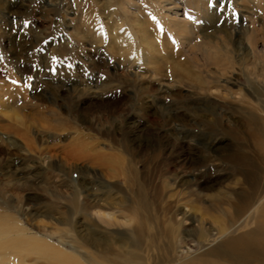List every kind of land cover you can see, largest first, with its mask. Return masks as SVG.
Segmentation results:
<instances>
[{
	"label": "rangeland",
	"instance_id": "rangeland-1",
	"mask_svg": "<svg viewBox=\"0 0 264 264\" xmlns=\"http://www.w3.org/2000/svg\"><path fill=\"white\" fill-rule=\"evenodd\" d=\"M103 1L0 0V102L6 104L5 114L14 109L19 117L12 123L0 116V204L18 211L35 232L54 238L71 232L81 240L95 229L90 226L96 220L90 211L98 194L114 206L119 220L130 216L126 210L130 196L123 179L87 161L80 153L88 147L83 142L112 154L107 138L111 134L120 139L119 130L131 132V140L143 142L146 130L158 131L169 142L190 147L183 149L186 160L206 155L213 160L209 165L215 173L206 181L220 180L221 184L211 185L212 190L201 196L229 195L239 191L234 182L242 183L244 177L225 171L220 163L236 151L249 158L259 141L250 143L249 109L253 108L264 127V0H195L202 14L212 15L199 24L189 21L192 6L179 10L183 17L171 19L175 18L174 4L194 0H115L117 5L109 8L112 21L118 23L121 17L134 24L135 32L122 31L144 40L140 49L147 53L137 62L141 68L130 67L129 49L109 47L102 25L107 22ZM164 5L165 10L161 9ZM166 16L169 28L150 36L154 34L151 26ZM184 24L189 26L188 33L182 29ZM138 38L131 42L139 44ZM194 44L215 52L225 74L214 72L216 65L193 58ZM152 50H159L160 56L152 57ZM99 57L103 62L98 67ZM146 57L158 58L157 63ZM90 122L95 128H90ZM208 126L213 129L208 131ZM261 132H256L260 138ZM176 150L169 148L162 157L160 184L168 189L143 213L149 227L169 219L176 210L188 212L191 206L206 208L213 215L218 210L204 196L197 202L190 196L191 187L183 181L192 172L179 168L184 155ZM126 157L129 167H135L138 184L146 188L151 159ZM168 206L171 212H162ZM120 230L113 229L116 234ZM182 250L175 253L177 259L186 256ZM192 250L200 251V247L194 244ZM158 253H146L145 262L162 264L165 256Z\"/></svg>",
	"mask_w": 264,
	"mask_h": 264
},
{
	"label": "bare ground",
	"instance_id": "bare-ground-1",
	"mask_svg": "<svg viewBox=\"0 0 264 264\" xmlns=\"http://www.w3.org/2000/svg\"><path fill=\"white\" fill-rule=\"evenodd\" d=\"M103 2L99 3L103 10L107 11L105 17L107 22L102 25L107 29L109 47L120 46L122 51L129 49L128 52H132L133 55L131 57L133 58L131 59L132 62L129 64L130 67L141 68L142 65L140 67L137 62L140 64L139 57L142 53H147V51L144 50L143 52L140 49L144 40L139 39L138 35L132 36L130 33L127 35L122 31L123 28H126L128 32H135L134 24L125 23L121 17L118 18V23L112 21L113 13L109 11V8L117 5L115 0H104ZM196 2L195 0L193 2L182 1L181 4H174L175 18L171 19L178 20L179 16L183 17L182 14H179V10H185L191 6L189 21L192 20L193 24H199L200 20L209 19V15L212 16L211 13L209 15L207 13L202 14L200 7L195 5ZM166 6H162L161 9L165 10ZM165 19H169V17H164L155 27L151 26L154 34L150 33V36L155 34L159 36L162 28H169V22ZM182 29L188 33L189 26L184 24ZM180 34L178 33V36ZM165 36L170 37L171 35L166 34ZM101 37L99 34V44L102 42ZM136 38L142 42L138 44L134 41L132 43L131 40ZM157 47L162 49L163 46L157 45ZM192 49L196 52H194L193 58L199 57L198 59L204 63L216 65L214 72L219 73V75L225 74L226 68L220 63L216 53L210 51V48L202 49L200 45L194 44ZM158 53L159 50H152L151 56L157 55L159 57ZM146 59L147 61L151 60L150 57H146ZM155 59L157 63L158 58H153L151 61H155ZM102 62L99 57L96 65L99 67ZM94 70L96 71L95 68ZM159 71V66L158 68L154 67L155 74ZM263 76L264 74H261V77ZM4 105L6 104L1 101L0 116L9 119L12 123L18 122L19 117L16 111L12 109L11 113L5 114ZM90 105L93 108L96 106L91 103ZM248 111L250 115L246 123L252 137L250 143L255 144L256 138L259 141L255 145V152L252 151V158H250L251 156L248 158V154L246 155L244 152L236 151L223 158L220 163V166L224 167L225 171L231 172L232 175H242L244 181L242 180V183L241 181L234 182V186L238 187L239 191L229 195L220 192L214 196L202 194L212 202L216 210L218 209L215 215L211 214L208 209L202 210L197 206L190 205L188 212L182 213H178V210L171 212L172 207L169 208L168 206L163 208L162 212H171L170 218L165 217L167 220L161 218L163 221H160L156 227L151 225L152 228L149 227V221L142 219L143 213H148L151 203L160 200L163 191L168 189L167 185L160 184L163 174L161 161L167 149H178L180 152L176 150V153L180 156L184 155L183 161L178 163L179 168L183 171L188 169L192 172V174L189 172L191 178L186 179L183 183L190 185V196L194 197L193 200L196 202L202 197L200 194L203 191L210 192L212 190L211 185L221 184L220 180L209 179L206 181V178H210L215 173L210 167L213 160L209 155L200 156L199 159L191 158L190 160L187 158L188 160H186L187 151L185 150H188L189 146L169 142L167 137L161 136L158 131L152 129L146 130L144 143L131 140L129 138L131 132L123 133L122 130H119L121 132L120 139H117L114 134L110 135L106 132L108 136L110 135L107 137L109 138L108 144H110L108 148L112 150V154L111 151H107L109 153L99 151L97 146L98 150H95L93 145L83 141H80V143L83 142L82 146L87 145L88 147L80 149V153L84 154L87 161H94L95 164L98 163L105 167L109 173L116 174L123 179L124 187L130 196L131 203L129 202L130 206L126 207V210L129 212L131 220L129 221L128 217V221L119 220L114 206L108 203V199L104 198L105 196L101 197L98 194L93 199L94 204L90 211L96 219L91 222L90 226L95 229H90V232L81 240L77 239L74 234H70L71 232L63 233L60 231L58 237L54 238L52 234L35 232L28 226V223L26 224L21 219L18 211L8 209L6 204H0V264H149L145 262L144 255L153 250H157L165 256L164 259L161 258L162 264H264V177H262L264 174V127H261L260 119L255 116L253 108ZM94 120L100 122L101 119L94 118ZM94 125L93 122H90L91 129L95 128ZM207 129L211 131L213 126H208ZM257 131L259 134L262 131L261 138L258 137L259 134L256 135ZM116 146L121 149H117ZM172 152L170 154H174ZM124 155L130 157L132 161L134 158L151 159L152 168L149 177L145 180L146 188L138 184L135 167H129L128 159H125ZM254 161H257L255 163L258 164H255ZM246 184L247 186L243 187ZM171 196L170 194L169 198ZM187 202L192 204L190 200ZM101 228L105 231H102ZM113 229L122 230L116 234ZM107 231L109 237L105 233ZM161 236H164L166 240ZM104 237H107L108 240ZM194 244L200 247V251L192 250ZM179 248L184 249L181 254L186 255L182 259H177L178 257L175 255Z\"/></svg>",
	"mask_w": 264,
	"mask_h": 264
}]
</instances>
